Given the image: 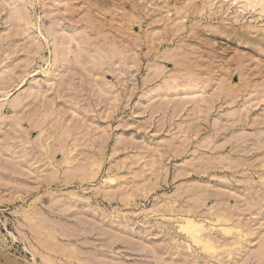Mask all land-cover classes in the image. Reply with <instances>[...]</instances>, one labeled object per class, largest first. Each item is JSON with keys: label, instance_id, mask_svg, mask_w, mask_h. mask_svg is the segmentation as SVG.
Instances as JSON below:
<instances>
[{"label": "rangeland", "instance_id": "obj_1", "mask_svg": "<svg viewBox=\"0 0 264 264\" xmlns=\"http://www.w3.org/2000/svg\"><path fill=\"white\" fill-rule=\"evenodd\" d=\"M0 264H264V0H0Z\"/></svg>", "mask_w": 264, "mask_h": 264}, {"label": "bare ground", "instance_id": "obj_2", "mask_svg": "<svg viewBox=\"0 0 264 264\" xmlns=\"http://www.w3.org/2000/svg\"><path fill=\"white\" fill-rule=\"evenodd\" d=\"M182 218L183 219H180V221H179L181 223V224L179 223L180 227H184L187 230V232H189V234H191V238L192 239L194 238L193 240H196L200 236V233L204 230L205 226L203 227L202 224L200 223V221L199 222L197 220L195 221L194 219H191L190 217H186V215H183ZM203 234H204V232H203ZM208 238H206L207 241L210 239V238L209 239Z\"/></svg>", "mask_w": 264, "mask_h": 264}]
</instances>
